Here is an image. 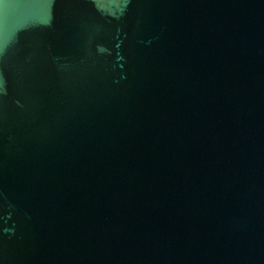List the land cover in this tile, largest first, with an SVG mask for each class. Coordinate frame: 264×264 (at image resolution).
I'll return each mask as SVG.
<instances>
[{"label":"water","instance_id":"water-1","mask_svg":"<svg viewBox=\"0 0 264 264\" xmlns=\"http://www.w3.org/2000/svg\"><path fill=\"white\" fill-rule=\"evenodd\" d=\"M0 264H264V0H0Z\"/></svg>","mask_w":264,"mask_h":264}]
</instances>
